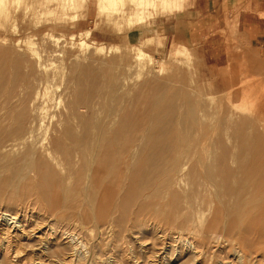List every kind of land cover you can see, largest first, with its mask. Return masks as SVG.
Returning <instances> with one entry per match:
<instances>
[{
	"label": "rangeland",
	"instance_id": "1",
	"mask_svg": "<svg viewBox=\"0 0 264 264\" xmlns=\"http://www.w3.org/2000/svg\"><path fill=\"white\" fill-rule=\"evenodd\" d=\"M29 1L0 6V264H264V50L239 14L192 44L202 0L139 25Z\"/></svg>",
	"mask_w": 264,
	"mask_h": 264
},
{
	"label": "crops",
	"instance_id": "2",
	"mask_svg": "<svg viewBox=\"0 0 264 264\" xmlns=\"http://www.w3.org/2000/svg\"><path fill=\"white\" fill-rule=\"evenodd\" d=\"M139 1L140 3L138 0H96L97 23L107 17L121 25L122 23H128L131 16L133 22H137L139 25L141 19L145 22L150 19L153 12L166 16L180 14L185 11L183 10L185 5L190 2V0ZM88 2L89 0H79L76 4L78 11L87 10L89 7ZM11 3L12 0H6V4L11 5ZM20 4L19 0L18 6ZM29 6L33 10V15L38 17L41 16V10L55 7V4L54 0H31ZM144 7L149 8V10L142 11L141 9ZM12 8L11 6L6 7L9 18L12 14ZM242 8H249V10H242L237 13ZM100 9L102 10L100 11ZM190 14H194V17L191 16L192 18L186 19L182 34L192 44H201L202 41L208 38L206 34L208 26L213 25L215 27V25L221 23L226 24L227 19H233L239 14V33L252 47L264 50V0H202L199 8L197 10L193 9ZM165 34L167 37L172 35L168 32H165ZM149 41H154L153 37H150ZM158 44L163 46L164 40L159 38ZM168 60V63H184L191 67L195 56L188 45L174 43L169 51Z\"/></svg>",
	"mask_w": 264,
	"mask_h": 264
},
{
	"label": "bare ground",
	"instance_id": "3",
	"mask_svg": "<svg viewBox=\"0 0 264 264\" xmlns=\"http://www.w3.org/2000/svg\"><path fill=\"white\" fill-rule=\"evenodd\" d=\"M143 2H144V0H142ZM67 2V1H66ZM138 2L140 3V1L138 0ZM146 2V1H145ZM68 3V2H67ZM73 3V2H72ZM144 4V3H143ZM142 4V5H143ZM130 18H131V16H130ZM130 20V19H129ZM132 20V19H131ZM5 43H6V40H5ZM144 55V54H143ZM10 59V58H9ZM162 69V68H161ZM29 80V79H28ZM236 102H234V104H235ZM236 105V104H235ZM246 105V104H245ZM159 106H161V105H159ZM156 108H159V107H156ZM159 110H160V108H159ZM262 110V109H261ZM156 111H158V110H156ZM155 111V112H156ZM258 117V116H257ZM262 118V117H261ZM181 119V118H180ZM179 122H180V120H179ZM181 124V123H180ZM32 131H33V129H32ZM143 140V139H142ZM33 142V141H32ZM179 144V143H178ZM99 145V144H98ZM200 147V146H199ZM98 148V147H97ZM96 148V149H97ZM190 148V147H189ZM204 150H205V148H204ZM95 152H97V150L95 151ZM207 152V151H206ZM28 154V153H27ZM96 154V153H95ZM198 154H199V152H198ZM132 156V155H131ZM129 157V158H126V159H124V162L122 163V164H120V172H118V174L116 175V176H118V177H120L121 179H119V181H120V183H123V185L125 186V185H128L129 184V181L131 180V178L127 175V173H126V169H127V167H130V160H132V157ZM134 157H135V155H133V159H134ZM200 159V158H199ZM198 159V160H199ZM38 161V160H37ZM200 161V160H199ZM26 163V162H25ZM92 165H93V162H92ZM202 166V165H201ZM32 167V166H31ZM188 167V166H187ZM22 168H23V165H22ZM29 168V167H28ZM92 168V167H91ZM176 168H178V167H176ZM176 168H175V171H176ZM203 168V167H202ZM33 169V168H32ZM203 169H205V168H203ZM183 170H185V168L183 169ZM22 171V170H21ZM204 171V170H203ZM179 172H181V174H182V172L183 171H179ZM175 173V172H174ZM205 173V172H204ZM88 175H91V174H88ZM88 177V176H87ZM262 178V177H261ZM90 179V176L88 177V179H87V181ZM262 180L264 181V179L262 178ZM90 181V180H89ZM89 181H88V183H89ZM183 181V180H182ZM262 182V181H261ZM263 184V183H262ZM215 185V184H214ZM19 186V185H18ZM129 186H130V184H129ZM177 186H181L180 184L179 185H177ZM13 187V186H12ZM86 187V186H85ZM87 188V187H86ZM109 189V185H105V190H108ZM133 189V188H132ZM131 189V190H132ZM218 189V188H217ZM57 190V189H56ZM115 191V190H114ZM57 192V191H56ZM58 192H60V191H58ZM242 192H244V191H240V193H242ZM55 194V193H54ZM60 194H61V196H62V194L63 193H61L60 192ZM59 194V195H60ZM104 194V193H103ZM59 195L57 194V196L59 197ZM129 196H130V194H129ZM52 197H54V196H52ZM58 197H57V203L58 202H60V197H59V199H58ZM62 197H64V195L62 196ZM61 197V198H62ZM113 197V198H112ZM111 197V199H109L108 198V194H107V192H105V194L104 195H102L101 197H99L100 198V207L101 208H107L109 205H114L115 204V196H112ZM132 197V198H131ZM131 197H127V198H125L124 199V202L125 203H127L126 205H128V206H130L131 204H130V202H132V200H133V195H131ZM41 198V197H40ZM54 200V199H53ZM52 200V201H53ZM62 200V199H61ZM55 201V200H54ZM42 202V201H41ZM56 203V202H55ZM125 203H124V205H125ZM52 204V203H51ZM53 204H54V202H53ZM55 205V204H54ZM62 205V204H61ZM125 205V206H126ZM59 207V205H56V207ZM116 206H117V212H119V209L121 208V205L120 204H118V203H116ZM53 208V207H52ZM60 209H61V206L59 207ZM58 208V209H59ZM57 209V210H58ZM52 210V209H51ZM94 210V209H93ZM53 211V213H54V211L56 212V209L55 210H52ZM259 211L260 212H262L263 214H264V209H259ZM116 212V213H117ZM52 213V212H51ZM65 213V212H64ZM109 214V213H108ZM259 214H261V213H259ZM62 216L63 215H65V214H61ZM61 215H59V217L61 216ZM78 215H80V214H78ZM57 216V215H56ZM61 216V217H62ZM145 216V215H144ZM257 216V215H256ZM64 217V216H63ZM66 217V216H65ZM94 217H95V215H94ZM238 217V216H237ZM67 218H68V216H67ZM107 218H109V217H107ZM106 218V219H107ZM254 218V217H253ZM105 219V220H106ZM61 220V219H60ZM108 220V219H107ZM215 220H217V219H215ZM214 220V221H215ZM241 219H240V217H238L237 219H235V221L238 223V221H240ZM95 222H96V219L94 220ZM142 221V220H141ZM106 222V221H105ZM107 223V222H106ZM105 224V223H104ZM111 224V223H110ZM97 225V224H96ZM124 225V224H123ZM117 226V225H116ZM247 229V228H246ZM225 230H226V228H225ZM245 230V229H244ZM245 232H247V231H245ZM69 243V242H68ZM256 243V242H255ZM72 244V243H71ZM247 246V245H246ZM75 248V247H74ZM201 255V254H200ZM241 257L242 256H240V259H241ZM259 257V256H258ZM263 263H264V261H263Z\"/></svg>",
	"mask_w": 264,
	"mask_h": 264
},
{
	"label": "clouds",
	"instance_id": "4",
	"mask_svg": "<svg viewBox=\"0 0 264 264\" xmlns=\"http://www.w3.org/2000/svg\"><path fill=\"white\" fill-rule=\"evenodd\" d=\"M19 0H12L11 5L6 4V0H0V6H11V7H18Z\"/></svg>",
	"mask_w": 264,
	"mask_h": 264
}]
</instances>
